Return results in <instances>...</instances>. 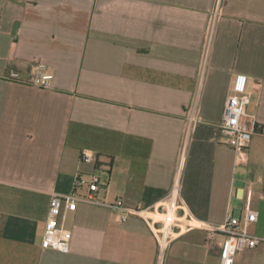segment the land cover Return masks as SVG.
<instances>
[{
    "label": "crops",
    "instance_id": "1",
    "mask_svg": "<svg viewBox=\"0 0 264 264\" xmlns=\"http://www.w3.org/2000/svg\"><path fill=\"white\" fill-rule=\"evenodd\" d=\"M0 29V264H159L148 221L108 204L161 210L176 179L192 222L162 264H219L223 237L206 241L228 213L258 211L264 238V0H0ZM235 73L255 91L246 161L220 127ZM94 175L105 203L60 218L69 252L44 248L53 194ZM235 264H264V240Z\"/></svg>",
    "mask_w": 264,
    "mask_h": 264
},
{
    "label": "built area",
    "instance_id": "2",
    "mask_svg": "<svg viewBox=\"0 0 264 264\" xmlns=\"http://www.w3.org/2000/svg\"><path fill=\"white\" fill-rule=\"evenodd\" d=\"M219 9L220 4L215 10V16ZM12 76L17 77L18 74L12 73ZM31 81L37 86L52 88L56 83V75L48 70L47 64L40 63ZM254 93V90L245 89L243 75L233 74L220 127L229 145L234 149L238 160H247V150L257 128L255 118L249 116L246 111V107L251 103ZM82 159L92 161L95 156L90 150L85 149L82 152ZM100 182L101 179L98 175H94L89 182L77 177L76 187L88 184L90 188L88 195L80 196L76 191L69 194H53L43 236L42 246L44 248L69 252L71 247L70 235L60 223V218L65 217L66 211L76 210L79 200L99 204L105 203L96 196L97 191L100 189ZM180 192L181 183L176 179L169 195L161 205V210L131 208L121 198L113 204H108L119 215L122 223H125L132 215L142 216L148 221L158 241L159 264L164 261L176 228L182 223L190 224L192 222L191 219L183 218L179 214L181 209ZM258 220V211L247 209L242 216L228 213L221 226L209 228L206 245L216 246V237L218 235L223 237L219 247V264H235L239 252L254 248L264 240L263 237L249 231V226L258 222Z\"/></svg>",
    "mask_w": 264,
    "mask_h": 264
},
{
    "label": "rangeland",
    "instance_id": "3",
    "mask_svg": "<svg viewBox=\"0 0 264 264\" xmlns=\"http://www.w3.org/2000/svg\"><path fill=\"white\" fill-rule=\"evenodd\" d=\"M251 232L256 234V228L252 227Z\"/></svg>",
    "mask_w": 264,
    "mask_h": 264
}]
</instances>
